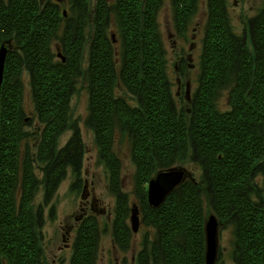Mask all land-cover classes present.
Masks as SVG:
<instances>
[{
  "label": "trees",
  "instance_id": "trees-1",
  "mask_svg": "<svg viewBox=\"0 0 264 264\" xmlns=\"http://www.w3.org/2000/svg\"><path fill=\"white\" fill-rule=\"evenodd\" d=\"M162 1L95 0L92 13L89 0H72L68 14L52 0H0V47L9 49L0 91V264H44L37 231L43 209L36 213L31 203L40 185L49 197L69 168L82 167L84 143L71 111L78 76L87 79V121L117 196L119 245L128 247L131 230L121 163L112 151L117 127L132 137L135 191L152 230L144 235L138 264H206L205 201L220 222L234 225L235 263L264 264V9L241 34L231 27L226 0H207L199 85L186 110L174 103L167 73L157 21ZM197 2L172 0L179 32L186 31ZM113 13L122 44L118 63L108 34ZM54 43L66 60L56 57ZM24 71L39 123L34 137L23 102ZM223 87H229L227 111L215 104ZM66 130L73 133L59 147ZM186 159L198 165L197 176L183 180L160 206L150 205L146 189L154 169ZM79 229L70 262L95 264L97 219L91 216Z\"/></svg>",
  "mask_w": 264,
  "mask_h": 264
},
{
  "label": "rangeland",
  "instance_id": "rangeland-1",
  "mask_svg": "<svg viewBox=\"0 0 264 264\" xmlns=\"http://www.w3.org/2000/svg\"><path fill=\"white\" fill-rule=\"evenodd\" d=\"M52 1L58 4L61 11L65 13L69 14L72 11V0ZM109 1L112 4L114 2V0ZM89 2L90 11L93 13L96 2L95 0H89ZM207 4V0H198L196 9L190 16L186 31L182 33L177 30L172 0H163L158 7V28L166 53L167 73L172 85V95H174V103L178 109H190V102L199 85L203 38L209 11ZM226 7L231 27L242 34L245 29V22L264 9V0H226ZM109 23L108 34L115 40L113 44L118 63L121 60L122 44L119 23L114 13ZM88 44L89 42L85 44L83 53V72L87 68L89 59L90 45ZM52 47H54L57 58L63 57L62 60H66L58 43H54ZM77 78L76 90L71 97V111L73 119L79 123L84 143L82 167L78 172L69 168L66 177L57 185L53 195L49 197H45V189L43 185H40L31 203L34 212L37 213L39 207L43 209L42 222L37 228L43 253L42 261L44 264H71L70 261L79 235V228L84 221L93 216L97 219L98 228L95 264H138L137 255L142 249L144 235L147 231L152 230L150 226L143 222L141 200L135 191L137 164L133 159V140L128 131H124L121 127L115 129L112 151L121 163V189L128 196V205L130 206V213L127 218L128 226L131 230L130 242L128 247L122 248L119 245L114 228L117 196L111 190V174L99 153L98 145L95 142V133L87 121L89 115L87 79L83 76H78ZM21 79L25 82L23 102L28 114L27 121L31 124L28 129L32 137H34L35 128H37L39 123H37L34 111L29 73L24 71L21 74ZM228 90L229 87H223L217 92L218 94L215 97V104L220 111H227L231 107ZM124 94H126L127 98L130 97L128 93ZM72 133L71 130H66L61 135L58 141L59 147L65 145ZM169 169L186 170L184 180H187L197 176L198 165L190 159H186V161L179 160V162H175L174 165L165 169H154L153 176L155 177L159 172ZM37 172L39 176H42V172L39 169ZM148 187L149 182L146 194ZM135 206L138 207V215L140 216V229L137 232H134L131 227V212ZM204 213L206 220L210 218V215L216 214L206 201ZM217 221L219 223L217 229L218 248L214 264H236L233 255L235 248L234 225L233 223L220 222L218 217Z\"/></svg>",
  "mask_w": 264,
  "mask_h": 264
},
{
  "label": "water",
  "instance_id": "water-1",
  "mask_svg": "<svg viewBox=\"0 0 264 264\" xmlns=\"http://www.w3.org/2000/svg\"><path fill=\"white\" fill-rule=\"evenodd\" d=\"M8 43H11V40H8ZM8 51L9 49L5 44L0 47V91L3 84L5 73L4 69ZM185 175L186 170L183 169H169L159 172L149 181L147 191L149 204L154 207L160 206L170 192L183 182ZM138 213L139 209L135 206L131 212V227L134 232H137L140 229V216ZM206 223V264H214L217 257V229L219 223L214 214L210 215V218L206 221Z\"/></svg>",
  "mask_w": 264,
  "mask_h": 264
}]
</instances>
